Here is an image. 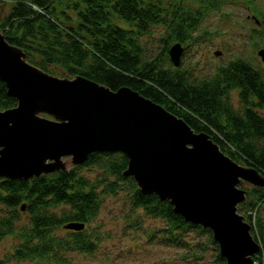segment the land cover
Instances as JSON below:
<instances>
[{
	"label": "trees",
	"instance_id": "1",
	"mask_svg": "<svg viewBox=\"0 0 264 264\" xmlns=\"http://www.w3.org/2000/svg\"><path fill=\"white\" fill-rule=\"evenodd\" d=\"M8 1L11 5L0 17V30L26 52L28 61L52 73L61 69L60 75L71 78L84 75L114 90L122 86L138 90L184 118L195 131L210 133L234 160L255 166L264 174L262 74L257 75L248 61L237 57L221 64L212 76L197 80L173 64L164 67L145 50L147 36L161 26L164 16L178 19L173 37L182 41L208 13L220 11L230 19L231 10L243 0H68L65 8L56 0H0V4ZM232 90H239V108L231 102ZM16 104L0 80V109ZM85 164L97 165L98 191L96 184L89 188V178L78 172L80 166L29 180L0 177V239L9 235L18 238L14 257L55 256L62 260L59 252L64 250L91 249L95 242L86 229L65 228L70 232L68 237L55 231L72 221L91 224L104 198L123 189L122 183L128 188L131 211L136 213L133 221L139 222L142 215L165 220V242L184 247H191L186 245L184 233L198 227L208 232L219 248L210 228L184 220L168 200L142 193L132 176L123 175L128 165L125 153L94 152ZM254 209L255 223L250 212ZM262 209L264 186L251 184L238 210L251 224L261 244L260 254L264 252ZM157 232L155 228L149 236ZM218 259L225 264L220 253ZM0 264L9 263L0 257Z\"/></svg>",
	"mask_w": 264,
	"mask_h": 264
},
{
	"label": "water",
	"instance_id": "2",
	"mask_svg": "<svg viewBox=\"0 0 264 264\" xmlns=\"http://www.w3.org/2000/svg\"><path fill=\"white\" fill-rule=\"evenodd\" d=\"M182 52L180 43L169 48L177 67ZM258 54L264 61V48ZM0 80L17 100L0 109V177L29 180L68 170L65 156L80 165L94 152H123L128 165L122 173L142 193L168 200L184 220L210 228L226 264H253L261 244L238 210L247 199L240 184L264 186V174L234 160L210 133L195 131L129 86L114 90L84 75L48 72L28 61L2 30ZM84 225L72 221L64 228Z\"/></svg>",
	"mask_w": 264,
	"mask_h": 264
},
{
	"label": "rangeland",
	"instance_id": "3",
	"mask_svg": "<svg viewBox=\"0 0 264 264\" xmlns=\"http://www.w3.org/2000/svg\"><path fill=\"white\" fill-rule=\"evenodd\" d=\"M67 1L56 0V4L65 8ZM256 1L264 9V0ZM10 5L9 1L4 5L0 4V17L8 11ZM231 7L234 5L229 6ZM226 8L228 7L223 10L226 11ZM246 15L247 10L241 4L231 10L230 19L220 11L208 13L193 32L189 33L186 67L194 75L204 78L212 76L221 64L242 57L264 71V62L255 48L260 42L249 38L248 28L251 29L255 23L247 19ZM165 38L162 27L158 26L153 34L147 36L145 50L148 57L159 58L164 67L168 68L172 62H167L170 44ZM217 50L221 54H215ZM184 65L185 62L180 67ZM58 72L53 74L64 76L60 75L63 72L61 69ZM230 97L233 106L239 108L241 102L235 90ZM64 160L68 168L80 166L78 172L94 176L91 170H96L94 168L97 165H73L70 156H65ZM122 184L123 189L118 193L104 198L98 215L86 228V234L95 242L91 249L64 250L59 252L64 257L62 260L55 256L19 259L13 255L19 240L14 235H9L0 239V257L8 260L9 264H222L218 259L219 248L211 241L209 233L198 227L184 233L186 245H191L184 247L165 242V220L142 215L139 222L133 221L136 213L131 211L128 188L125 183ZM243 185L248 188L251 183L245 181ZM23 218H26V214H23ZM155 228H158V232L150 237ZM55 232L66 237L70 235L65 228H59Z\"/></svg>",
	"mask_w": 264,
	"mask_h": 264
},
{
	"label": "flooded vegetation",
	"instance_id": "4",
	"mask_svg": "<svg viewBox=\"0 0 264 264\" xmlns=\"http://www.w3.org/2000/svg\"><path fill=\"white\" fill-rule=\"evenodd\" d=\"M242 6H244L247 10V19H250L252 20L255 24H253V27L250 29L248 28V31H249V38H252L258 42H260L259 45H256L255 48H257V54H258V50L260 48H264V36H262L264 34V9L261 8V5L256 1V0H243V4H241ZM165 19L164 21L162 22L161 26L162 27V30H163V33H165L166 35V42L169 45V48L171 47V45H173L174 43H180L182 45V48H183V52H182V61L181 63L183 64L185 62V65L180 67L181 71L183 72H187V73H190L193 75V78L197 79V80H200V79H203V77L199 76V75H194L193 72L191 71V69H188L186 67V61H187V58L189 56V45H188V42L187 40L190 38L189 36V33L193 30H189L188 31V37H186L184 40H178L176 39L175 37H173V33L176 32V29H177V22H178V19L177 18H172L171 19V16L168 15V16H164ZM172 23H171V22ZM193 32V31H192ZM191 32V33H192ZM190 33V34H191ZM256 44V42H254ZM169 48H168V55H169ZM259 55V54H258ZM259 57L261 58V56L259 55ZM169 59H170V55H169ZM244 59V58H243ZM262 59V58H261ZM185 60V61H184ZM171 61V59H170ZM230 61V60H229ZM228 61V62H229ZM248 61V60H246ZM263 61V59H262ZM250 64V67L253 69V71L257 74V75H260V73L262 74V76L264 77V71L261 70V68L255 66L254 64H252L250 61H248ZM264 62V61H263ZM216 72V71H215ZM214 72V73H215ZM234 91V90H232ZM231 91V93H232ZM236 91V90H235ZM237 94H238V97H239V90L236 91ZM239 100H240V97H239ZM241 102V100H240ZM254 109H256L257 111H260V109L258 107H253ZM261 112V111H260ZM88 161V160H87ZM86 161V162H87ZM85 162V163H86ZM84 163V164H85ZM81 165V164H80ZM96 169V168H94ZM93 173H94V176H90L88 173H83L89 178V181H90V185H89V188L91 187H94L93 184H96V190L98 191V189L101 188V184L99 182V178L100 177H97L96 175L99 174V171L97 170H94L93 169L91 170ZM88 223H86L84 225V229H86L88 227ZM68 230H71V231H78V230H74V229H68Z\"/></svg>",
	"mask_w": 264,
	"mask_h": 264
},
{
	"label": "bare ground",
	"instance_id": "5",
	"mask_svg": "<svg viewBox=\"0 0 264 264\" xmlns=\"http://www.w3.org/2000/svg\"><path fill=\"white\" fill-rule=\"evenodd\" d=\"M237 254V253H236Z\"/></svg>",
	"mask_w": 264,
	"mask_h": 264
}]
</instances>
